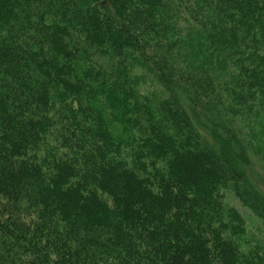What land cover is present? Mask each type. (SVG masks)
Masks as SVG:
<instances>
[{
    "label": "trees",
    "instance_id": "trees-1",
    "mask_svg": "<svg viewBox=\"0 0 264 264\" xmlns=\"http://www.w3.org/2000/svg\"><path fill=\"white\" fill-rule=\"evenodd\" d=\"M251 153L264 0H0V264H264Z\"/></svg>",
    "mask_w": 264,
    "mask_h": 264
},
{
    "label": "rangeland",
    "instance_id": "rangeland-1",
    "mask_svg": "<svg viewBox=\"0 0 264 264\" xmlns=\"http://www.w3.org/2000/svg\"><path fill=\"white\" fill-rule=\"evenodd\" d=\"M137 70V71H136ZM136 73L138 74V77H139V74H141L142 71H140V69L136 68ZM147 77L144 79V80H141V84H140V91L143 92V94L145 93H152V94H160V90H159V87L157 84H155V80H153L151 77H148V75H146ZM251 159H253V162L255 161V163L258 164V170H260L261 172H264V161L263 159L260 158V155H257L255 153H251ZM263 168L262 170L260 169ZM239 207V205H238ZM241 208V211L243 212V214H245L246 218H248L249 220V223L252 224L253 222V218H251V216L249 215V213L247 214L246 212H248V210L246 209H242V207H239Z\"/></svg>",
    "mask_w": 264,
    "mask_h": 264
}]
</instances>
